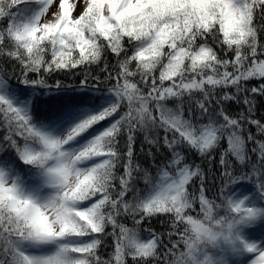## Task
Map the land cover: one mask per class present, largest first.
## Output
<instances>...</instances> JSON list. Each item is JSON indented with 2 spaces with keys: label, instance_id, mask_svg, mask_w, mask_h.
I'll return each instance as SVG.
<instances>
[{
  "label": "snow or ice",
  "instance_id": "6c2138e0",
  "mask_svg": "<svg viewBox=\"0 0 264 264\" xmlns=\"http://www.w3.org/2000/svg\"><path fill=\"white\" fill-rule=\"evenodd\" d=\"M261 108L264 0H0V264H264Z\"/></svg>",
  "mask_w": 264,
  "mask_h": 264
},
{
  "label": "trees",
  "instance_id": "16d2710c",
  "mask_svg": "<svg viewBox=\"0 0 264 264\" xmlns=\"http://www.w3.org/2000/svg\"><path fill=\"white\" fill-rule=\"evenodd\" d=\"M234 110H235V109H234ZM260 110H261V111H264V108H261ZM158 230H159V226H158Z\"/></svg>",
  "mask_w": 264,
  "mask_h": 264
}]
</instances>
